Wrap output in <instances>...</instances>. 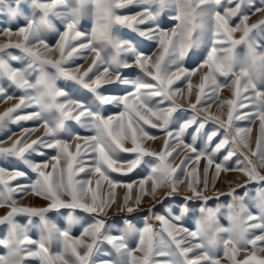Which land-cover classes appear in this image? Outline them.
<instances>
[{
	"label": "snow or ice",
	"instance_id": "snow-or-ice-1",
	"mask_svg": "<svg viewBox=\"0 0 264 264\" xmlns=\"http://www.w3.org/2000/svg\"><path fill=\"white\" fill-rule=\"evenodd\" d=\"M133 5L141 11L121 14ZM166 10L174 13L171 28L161 21ZM257 13L262 18L249 23ZM0 14L17 24L0 32L7 37L0 43V81L21 93L17 103L0 113V131L8 123L39 122L37 128L9 137L8 146L0 142V161L18 160L26 166V170L0 166L4 190L0 208L6 209L0 215V226L6 229L0 247L7 250L0 255V264H98L101 255L113 258L99 264H221V251L228 264H264V175L258 171L264 168V0L258 5L256 0H0ZM84 19L91 20L90 31L81 27ZM121 28L155 41L158 55L140 51L120 34ZM51 33L59 37L55 45L48 42ZM204 45L206 57L195 68L184 67L188 54L195 55V49ZM53 53L58 55H49ZM88 54L93 55L86 68L69 67L70 60H87ZM132 67L147 79L124 75L122 70ZM194 76L199 78L197 85ZM62 80L79 85L84 97L70 95L59 83ZM178 82L186 84V96ZM113 84L125 88L116 92L106 87ZM194 87L198 91L192 103ZM226 87L232 98L221 99ZM177 94L188 100L191 117L178 115L182 109L174 99ZM0 95L15 98L3 83ZM216 100L219 112L212 114L209 109ZM108 106L120 110L111 114ZM22 108L33 111L20 114ZM200 110L207 114L201 117ZM241 119L260 121L255 148L249 143L251 129L234 123ZM69 121L89 134L69 132ZM209 121L214 123L211 130L206 127ZM40 128L43 135L30 139ZM149 129L163 133L159 150L146 146L158 139ZM62 133H68L69 139H62ZM186 133L190 142L184 139ZM73 140L82 141L75 143V151L70 150ZM44 149L56 154L40 161L30 158L46 157ZM182 152L188 155L174 164ZM121 153L132 156L121 158ZM137 169H147V175L128 182L122 179ZM27 170L36 178L21 183L31 180ZM210 170L213 187L221 173L228 172H239L260 187L254 193L238 194L237 187L247 184L237 181L227 193L230 203L207 207ZM81 173L86 178H78ZM181 184L186 185V201H202V218L195 230L182 226L189 214L187 204L178 214L172 208L158 213L149 207L159 228L147 220L142 228L125 220L123 229L114 230L103 218L117 204L118 188L126 190L119 211L132 213L146 197L162 203L160 195L172 196ZM26 195L45 204L17 206L16 197ZM221 207L228 209L227 226L218 218ZM53 212L62 215V223L50 217ZM78 213L92 215V222ZM77 226L78 235L73 231ZM32 230L38 232V239Z\"/></svg>",
	"mask_w": 264,
	"mask_h": 264
},
{
	"label": "rangeland",
	"instance_id": "rangeland-1",
	"mask_svg": "<svg viewBox=\"0 0 264 264\" xmlns=\"http://www.w3.org/2000/svg\"><path fill=\"white\" fill-rule=\"evenodd\" d=\"M256 3L258 5L259 0H256ZM120 11H121V14H124V15H135L141 11V8H140V6L136 7V8L130 6L129 8H126V9H123ZM173 14L174 13H172L170 10H166L165 12L162 13L161 21L165 27L171 28L174 26V21H172L170 19V16ZM261 18L262 17L259 13L252 15V16H250L249 23H255L257 20H259ZM16 26H17L16 22H12L10 24L8 22L6 16L3 14H0V32H2V30L6 27H12L13 29H15ZM57 26L62 27L59 24V22H57ZM81 27L83 29L90 31L91 20H89V19L82 20ZM140 27H144V26L141 25ZM119 32L125 38L131 39L133 41V43L137 45V47L140 51H143L146 54H150V55H152V54L158 55V45L155 43V41H150V40H147L143 37H140L137 33L133 32L131 29H128V28H121L119 30ZM239 35L240 34L237 33L236 38H239ZM12 39L15 40V37H13ZM58 39H59V37L55 33H51L48 36V42L50 45H55V43ZM6 41H7V37L0 34V43H4ZM206 47H207V45H204L198 49H195V55H193V53L190 52L183 62L184 67L195 68L206 57ZM10 51L18 54V50L12 49ZM49 55L55 56L58 54L53 53V54H49ZM92 55L93 54H88L87 60H84V59L70 60L68 62L69 67L75 68L76 65H83V67L86 68L91 63ZM13 64H14V66H19L15 62H13ZM122 71H123L124 75L129 76L130 78L135 77L137 75H140L141 78L147 79V78L143 77V74L140 73V70L136 67H132L129 69H123ZM220 79H221V81H223L224 78L221 77ZM192 82H193V85H197V84H199L200 81H199V78L197 76H194V77H192ZM0 83L5 84V86L7 88V93L9 95H12L15 97L12 100H7L6 96L0 95V113H2L7 108L13 106L15 103L18 102L17 98L19 97V95L21 93L18 89L11 87V86H8L6 81H0ZM59 83L61 84V86L65 87V89L73 97L83 98L84 95L86 94L84 89L80 88L79 85H76L73 82H68V81L62 80ZM178 85H180L183 89V96H186L187 95L186 84H183L182 82H178ZM106 87L108 89L116 91V92H122V90L125 88L124 85H119V84L107 85ZM197 91H198V89L194 87L192 97H191L192 103H195V95H196ZM206 91L209 92V94H211L210 88L206 89ZM220 98L221 99L232 98L231 91L229 90V88L226 87L220 92ZM174 99H175L176 103L180 106V108L182 109V111L180 113H178V115H183L185 118H189L194 114L193 110L190 107L188 100L182 98L181 94H177L174 97ZM204 99H206V97L202 96V101ZM218 104H219V100H216L215 102H213L211 104V108L209 109V112L212 114H217L219 112ZM197 108L200 109V105H197ZM108 110L111 114H115L120 109H117L114 106H108ZM246 110L247 109H241L239 111L243 112ZM31 111H33L32 108H28V109L22 108V109L18 110V112H20V114L29 113ZM223 112H224V116L222 118L226 119L227 118L226 117L227 106L224 107ZM198 114L201 117H203L207 113L203 110H200ZM38 123L39 122L32 121V120L21 121L19 123H8L7 127L3 131H0V142H3V146H8V144L11 142L9 140V137H11L12 139H15L16 137H18L22 134L24 129L37 128ZM234 123L237 127H240L242 129H249V128L251 129V132L248 134L249 143L252 145L253 148H255L256 138L260 136V121H259V119H254V120L241 119L238 121H234ZM67 127H68L69 132H71L73 134H75V133H79L80 135H88L89 134L84 129L80 128V126L74 121H69L67 123ZM206 127L208 130H211L214 127V123L212 121H209L208 124L206 125ZM145 128H148V126L145 125ZM149 130H150V132L155 134L158 137V139L156 141H147L146 146L150 147L153 150H159L161 147L162 139H163V133L160 132L159 129H149ZM189 131H191V129H189ZM41 135H43V129L42 128H40L38 131H36L30 137V139H36L37 137H39ZM61 138L62 139H69L68 133H62ZM184 139L186 142H190V137L187 135V133L185 134ZM77 142L82 143V141L73 140L72 141L73 147L70 150L75 151L74 145ZM126 146H130V142H126ZM44 151L47 154L46 157H39V156H36L35 154H33L30 158L35 160V161H40L42 159H46V158L51 157V156L56 154V151L54 149H44ZM120 155H121V158H131V156H132V154H129V153H121ZM173 155H175V154H173ZM186 155H188L187 152H182L181 156L177 157L173 161V163L179 164L180 160L183 159V157ZM148 159H152V158H148ZM169 159L171 160L172 158L169 157ZM235 159L236 158L233 157V160H235ZM241 159H242V157H241ZM251 159H253L255 161L257 158L251 157ZM204 164H205V161L202 160L200 162V172L201 173H202V169H203ZM0 166L10 168V169L19 168L21 170H26V166L18 160L0 161ZM194 166H195V162L193 161L191 164H189L188 170L192 171ZM49 170H51V169H49ZM27 171H28V174H29V177L31 178V180L22 179L20 181L21 183L27 184V183H30L31 181L35 180V178H36L35 173H32L30 170H27ZM258 171L260 172L261 175H264V168H260V169H258ZM212 174L213 173L210 170V172H209V187H208L205 194L209 197V199L207 201V207H211L214 209L216 208L217 205L226 206L228 203L231 202V197L228 196L227 193L230 191V189L232 187H237V185H236L237 181L240 184H245V183L247 184L246 188L237 187L238 194H243L244 191H250V192L254 193L255 188L260 187L259 184L247 181V178L244 177L239 172L221 173V175L217 178V180L215 182V186L213 187V184L211 181ZM113 175H116V174H113ZM146 175H147V169H144V170L137 169L135 172L129 174L128 177H123L122 179L125 182H128L129 180H139ZM177 175H180V174L177 173ZM78 178H86V177H85L84 173H81L80 177H78ZM91 178L93 179V182L95 181V179H97L96 176H93ZM189 178L181 176V179H189ZM13 183H16V182H13ZM93 187H95V183H93ZM179 188H180V191L177 193H174L170 197L165 198L164 195H160V201H162V203H160V202L154 203L150 200V198L146 197L144 202L142 203L141 207L132 213H128L127 211H119L117 205L120 203V201H122V198H123L126 190L123 188H118V189H116L117 204H113L111 206V208L107 211L106 215L102 214L103 218L107 221V224L114 226V230L115 229H123L125 220L130 221L132 224H134L138 228H142L145 224V221L147 220L154 227L159 228V222L152 219L151 214L147 211V209L149 207L154 206L155 210L158 213H163L165 209L172 208L174 210V212H176V214H178L180 207H182L184 204H187L189 207V214H187L185 216V218L182 222V226L187 227L190 230H195L197 227V221L202 218L201 213L199 212V208L202 206V201H200V200L186 201L184 199V197L186 195H188V193L185 190L186 185L181 184V185H179ZM3 191H4L3 187L0 186V194H2ZM104 192L106 195L107 194V185L106 184L104 185ZM16 203H17V206H43L45 204V201H43L42 199H40L39 197H36V196L26 195L23 197V199H21L19 196H17L16 197ZM5 211H6L5 208H0V215L5 214ZM64 211H66V210H61V212H64ZM78 214L81 215L82 217H84V219L87 223L92 222V215L86 214V213H78ZM227 214H228V209L226 207H221L220 212L218 214V218H219L220 223L224 226H227V224H228V221L226 219ZM49 215L52 219L56 220L58 223L63 222V217L61 214L53 212V213H50ZM18 219H20L21 222H24L23 217H19ZM73 231L76 235H78L79 231H80L79 226H77V228H75ZM5 234H6V229L4 228V226H0V237H3ZM31 235L33 236V238L38 239V232L37 231L32 230ZM104 248H105V251H110V246L105 245ZM6 251H7L6 249L0 247V255L6 254ZM220 256L222 257L221 264H228L226 259L223 258V252L222 251L220 252ZM242 256H243V253H241V257ZM112 258H113L112 256L101 255V256L97 257V260L99 263V261H101V260H109ZM29 264H37V262L36 261H29Z\"/></svg>",
	"mask_w": 264,
	"mask_h": 264
},
{
	"label": "bare ground",
	"instance_id": "bare-ground-1",
	"mask_svg": "<svg viewBox=\"0 0 264 264\" xmlns=\"http://www.w3.org/2000/svg\"><path fill=\"white\" fill-rule=\"evenodd\" d=\"M132 7H135V8H136V7H139V6H137V5H133ZM145 78H146V77H145ZM98 264H99V263H98Z\"/></svg>",
	"mask_w": 264,
	"mask_h": 264
}]
</instances>
